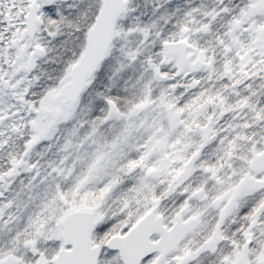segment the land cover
Segmentation results:
<instances>
[{"label":"snow or ice","instance_id":"snow-or-ice-1","mask_svg":"<svg viewBox=\"0 0 264 264\" xmlns=\"http://www.w3.org/2000/svg\"><path fill=\"white\" fill-rule=\"evenodd\" d=\"M0 264H264V0H0Z\"/></svg>","mask_w":264,"mask_h":264}]
</instances>
